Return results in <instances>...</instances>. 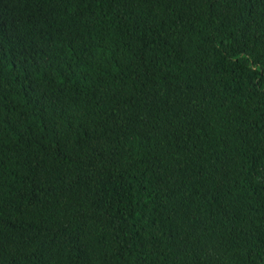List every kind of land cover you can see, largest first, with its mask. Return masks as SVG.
Returning <instances> with one entry per match:
<instances>
[{"label":"trees","instance_id":"16d2710c","mask_svg":"<svg viewBox=\"0 0 264 264\" xmlns=\"http://www.w3.org/2000/svg\"><path fill=\"white\" fill-rule=\"evenodd\" d=\"M0 264H264V0H0Z\"/></svg>","mask_w":264,"mask_h":264}]
</instances>
